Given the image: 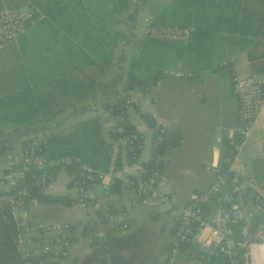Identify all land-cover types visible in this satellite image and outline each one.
<instances>
[{
	"label": "crops",
	"instance_id": "obj_1",
	"mask_svg": "<svg viewBox=\"0 0 264 264\" xmlns=\"http://www.w3.org/2000/svg\"><path fill=\"white\" fill-rule=\"evenodd\" d=\"M171 3L0 0V9L33 6L44 15L28 25L16 41L0 48V194L17 182L15 171L10 175L3 167L6 154L12 151L19 160L28 140L68 133L76 122L91 117L99 120L106 137L112 119L102 104L113 102L122 93L124 74L144 38V19L149 16L152 22L163 24L160 15L172 9ZM238 3L248 9L260 6L259 0ZM219 29L192 36L191 27L184 43L170 42L158 49L154 61L160 67L157 80L146 91L137 87L135 92L134 87L129 92L125 114L141 136L142 147L133 164H127L121 153L118 188L104 192L94 183L90 189L97 201L80 205L70 185L75 171L59 168L41 193L65 196L70 203L36 199L26 203L27 223L61 221L75 226L67 255L48 264H170L171 259L177 263L190 258L209 264L199 255L197 233L180 246L176 256L166 257L175 227L170 209L157 197H140L132 204L136 192L127 185V176L136 175L141 163L151 159L158 127L165 134L174 130L180 134L177 144L166 147L168 159L156 185L159 194L174 193L178 204H183L207 188L214 169L224 165L226 146L238 125V100L231 90L230 73L264 76L253 70L249 59V55L261 54L264 44L246 28L238 33ZM229 168L264 180V104ZM115 214L121 216L125 228H114L118 223ZM84 222L92 227L82 228Z\"/></svg>",
	"mask_w": 264,
	"mask_h": 264
},
{
	"label": "built area",
	"instance_id": "obj_2",
	"mask_svg": "<svg viewBox=\"0 0 264 264\" xmlns=\"http://www.w3.org/2000/svg\"><path fill=\"white\" fill-rule=\"evenodd\" d=\"M43 18V13L33 6L1 8L0 48L8 42L16 41L28 25ZM144 21L142 36L155 41L184 43L191 31V27L152 25L149 16ZM230 86L238 100V125L230 136V141L234 138H238V141L232 142V149L224 158V166L214 169L213 178L207 188L197 191L183 204H178L174 193L159 194L156 185L160 168L168 159L166 148L153 156L150 168L140 167L134 178L127 179V185L136 192V197L131 200L132 204H136L140 197H157L170 209L175 227L166 255L168 258L176 256L180 246L189 243L197 233L201 258L219 253L224 257L226 264H264V180L252 175L236 174L229 168L241 141L264 104V76L257 73L239 76L231 72ZM125 103L127 106L130 104L128 98ZM164 133L165 129L158 127L154 141L160 142ZM42 145L43 139L28 140L22 147L19 160L12 151L7 153L3 164L7 173L11 175V171H15L13 174L18 180L21 171L25 169L46 167L48 162L42 153ZM1 146L0 143V149ZM125 146L134 154L142 147L141 136L130 132L113 140L104 170L74 159L78 174L71 176L70 185L75 191L78 204L97 201L90 189L94 183H99L104 192L109 191L116 177L120 152ZM70 162L68 158L61 159L60 168H65ZM52 179V174L43 173L35 180V184L42 190ZM24 192L21 189L0 194V209L7 211L14 227L12 242L20 258L17 264H29L28 259L33 255L43 256L37 264H48L49 260L65 257L71 231L75 226L61 221L25 222L23 209L27 201ZM112 216L118 221L115 229L127 226L119 214ZM81 227L90 229L92 225L90 222H84Z\"/></svg>",
	"mask_w": 264,
	"mask_h": 264
},
{
	"label": "trees",
	"instance_id": "obj_3",
	"mask_svg": "<svg viewBox=\"0 0 264 264\" xmlns=\"http://www.w3.org/2000/svg\"><path fill=\"white\" fill-rule=\"evenodd\" d=\"M227 1L172 0V9L170 11L164 10L160 15L162 16V20L164 19V23L156 24L151 21V24L156 26L192 27L190 34L192 36L207 31L211 32L213 28L216 30L223 28L229 33H238L243 28H246L252 35H257L264 44V0H259V9L243 8L238 3V0H229L230 3H226ZM201 39H206V37H201ZM188 43L191 46L192 39ZM169 44L170 42L155 41L145 37L140 40L139 54L136 58L130 60L124 74L122 93L113 102L102 104V107L109 112L114 123V125L109 126L105 130V138L102 124L96 117L76 122L74 129L68 133L47 134L43 139L42 145V153L48 162L46 167L43 169L29 168L21 171L20 178L12 185L9 192L24 190V198L27 202L31 199H36L43 203L68 205L71 200H68L65 196L42 194L39 187L35 184V180L43 173L53 175L60 168V160L63 158L70 159L71 162L65 165V168L69 173L75 171V176L78 174V167L73 162L74 159L86 165L104 170L111 142L117 137L130 132H136L139 135L127 120L125 114L127 105L125 100L134 87H140L142 91H146L157 80L160 75V67L154 63L158 55L156 51ZM249 59L255 72H264V50L256 57L249 55ZM144 118L148 119L147 115H144ZM179 140L180 134L176 130L167 134L164 133L160 142L154 141L153 136L152 157L146 162L141 163V167L145 169L150 168L154 155L160 153L170 144H177ZM237 141L238 138L230 141L226 146L225 152L230 153L232 142L235 143ZM122 152L127 164L136 162L139 150L132 154L125 146L123 147V151L120 152L117 164L120 163ZM140 175L143 176L142 173ZM134 176L129 174L127 179L134 178ZM119 183V178L117 176L114 177L110 189L118 188ZM151 214H148L150 219L153 216ZM13 234L14 227L10 216L6 210L0 209V264H17L20 260L13 246ZM41 258H43L41 255L30 256L28 259L29 264H37ZM203 259L209 264L215 262L226 264L224 257L219 253L209 255Z\"/></svg>",
	"mask_w": 264,
	"mask_h": 264
},
{
	"label": "rangeland",
	"instance_id": "obj_4",
	"mask_svg": "<svg viewBox=\"0 0 264 264\" xmlns=\"http://www.w3.org/2000/svg\"><path fill=\"white\" fill-rule=\"evenodd\" d=\"M251 1L252 0H247V3L249 2V3H251ZM255 7V6H254ZM134 90H135V92H138L139 91V88H134ZM169 262H170V264H205V262L204 261H199V260H197V259H192V258H190V259H181L180 261H178L177 263H175L174 261H173V259H171V260H168Z\"/></svg>",
	"mask_w": 264,
	"mask_h": 264
}]
</instances>
